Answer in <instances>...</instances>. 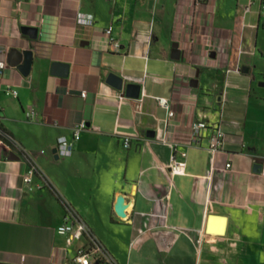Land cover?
Here are the masks:
<instances>
[{"label":"crops","instance_id":"crops-1","mask_svg":"<svg viewBox=\"0 0 264 264\" xmlns=\"http://www.w3.org/2000/svg\"><path fill=\"white\" fill-rule=\"evenodd\" d=\"M111 25L121 53L109 49ZM11 49L34 60L27 78L0 75V126L42 176L28 190L29 164L0 140V263L72 264L90 240L57 234L69 208L117 264H264V0H0V60ZM54 63L68 76L52 75ZM111 73L141 85L139 99L109 85ZM201 113L210 127L198 139ZM82 122L73 155L56 159ZM218 124L223 149L210 154ZM181 152L185 173L173 175Z\"/></svg>","mask_w":264,"mask_h":264},{"label":"built area","instance_id":"built-area-1","mask_svg":"<svg viewBox=\"0 0 264 264\" xmlns=\"http://www.w3.org/2000/svg\"><path fill=\"white\" fill-rule=\"evenodd\" d=\"M195 6L201 5L206 0H188ZM78 23L81 25H92V22L89 20H83V18L78 17ZM113 26H109L105 30V35L107 37L108 45L110 51L114 53H121L122 47L119 41L113 36ZM7 60H0V75L3 74V72L8 68ZM7 94L11 95L13 97H17V93L11 89L7 90ZM85 93H82V96L85 97ZM159 105H161L163 108L168 110V115L170 118L174 116V111L172 109L171 104L165 100L160 99ZM28 119H33L35 116V112L31 111L26 114ZM208 115L206 113H201L197 120H195L191 125V131L192 135L195 138H201L203 135V132L209 129V123H208ZM221 124V123H220ZM213 125L212 126V133L209 136V146L208 150L210 154H215L217 152H220L223 149L224 145V138L225 134L223 133L221 129V125ZM89 129L88 125L85 122H82L78 125H76L73 129L72 136H61L58 139L57 142V154L59 158H69L73 155V150L75 143L80 141L81 134ZM130 138H125L123 140V145L125 148L130 147ZM14 143V142H13ZM15 145V149L19 150L26 162L29 164L30 168L28 173L24 177V184L28 188V190H32L31 184L33 182V178L41 173H39L38 167L35 165L32 158L21 148L19 145ZM44 153V152H42ZM182 160H176L174 159L170 168L171 173L173 175H183L185 173L186 169V159H187V153L181 152ZM227 167L229 168L230 165L228 164ZM57 234L60 236L67 237L68 244H71V242L74 239L80 240L84 237V235L89 236L90 244L81 247L77 250L76 256L71 261L72 264H99V263H107V264H117L113 257L106 251V249L103 247V245L92 235H90V232L88 228L86 227L85 223L80 221V219L77 217V215L67 208V214L65 217V221L57 228Z\"/></svg>","mask_w":264,"mask_h":264},{"label":"water","instance_id":"water-1","mask_svg":"<svg viewBox=\"0 0 264 264\" xmlns=\"http://www.w3.org/2000/svg\"><path fill=\"white\" fill-rule=\"evenodd\" d=\"M21 31L24 35L28 36L30 39L35 40L38 37V29L33 27H22ZM181 50L179 49V44L175 43L173 45L171 58L173 60L179 61L181 59ZM33 52L32 51H19L17 49H11L9 53L7 54V63L9 67L17 69L23 77H29L31 73V69L33 66ZM250 72L249 68L243 67L241 69L242 74L248 75ZM69 73V66L67 64L62 63H54L52 65V75L59 76V77H67ZM197 85V81H194ZM107 83L111 85L116 90L123 92V96L132 98V99H139L141 95L142 86L135 84L133 82H130L128 84H125V78L122 76H119L115 73H111L107 77ZM261 86H264V83L261 84ZM152 136H154V133H152ZM53 154H55V158L59 159V156L57 154V149L53 150ZM10 159H18L13 153L9 156ZM261 170V164L257 163L254 166V171L256 173L260 172ZM125 200L121 197L117 201V205L115 207L116 214L120 218H126V205L124 204ZM224 223L226 222V218H221ZM220 235L224 233V227L218 231ZM2 264V263H0Z\"/></svg>","mask_w":264,"mask_h":264},{"label":"trees","instance_id":"trees-1","mask_svg":"<svg viewBox=\"0 0 264 264\" xmlns=\"http://www.w3.org/2000/svg\"><path fill=\"white\" fill-rule=\"evenodd\" d=\"M10 135H8L7 131L4 130L1 126H0V140L6 145L8 146L11 150H15V145L14 143L11 141Z\"/></svg>","mask_w":264,"mask_h":264},{"label":"rangeland","instance_id":"rangeland-1","mask_svg":"<svg viewBox=\"0 0 264 264\" xmlns=\"http://www.w3.org/2000/svg\"><path fill=\"white\" fill-rule=\"evenodd\" d=\"M49 153H50V155L52 156V152H51V151H49Z\"/></svg>","mask_w":264,"mask_h":264}]
</instances>
